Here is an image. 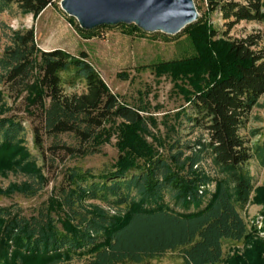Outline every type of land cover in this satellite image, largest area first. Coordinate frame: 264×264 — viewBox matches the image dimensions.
I'll return each instance as SVG.
<instances>
[{
	"label": "trees",
	"instance_id": "trees-1",
	"mask_svg": "<svg viewBox=\"0 0 264 264\" xmlns=\"http://www.w3.org/2000/svg\"><path fill=\"white\" fill-rule=\"evenodd\" d=\"M205 1L208 11L219 13L225 33L240 20L264 16L260 0ZM53 3L0 0V12L15 6L36 17ZM118 26L140 30L132 24ZM75 27L84 37L99 28ZM180 31L191 34L198 57L191 60L198 72L174 121L163 124L165 155L141 141L142 164L121 157L98 174L67 168L53 197L60 218L48 205L29 215L0 206V264H59L72 258L81 264L139 263L175 250L182 264H220L223 239L241 241L250 235L239 211L254 189L247 161L253 158L264 168V134L249 144L240 129L264 93V47L257 35L248 34L227 39L214 53L208 44L217 30L201 17ZM4 32L0 105L7 94L15 99L27 89L33 73L36 84L22 99L25 116H0V152L22 139L24 119L35 149L50 165L65 156L96 152L98 134L112 116L128 128L150 132L142 115L148 112L146 104L118 100L83 51H37L31 27H6ZM182 63L184 68L190 65ZM71 80H82L83 90L65 93L62 85ZM32 160L24 154L18 168ZM26 175L28 180L19 187L25 195H34L47 183L40 169ZM85 200H97L115 214L99 206L86 208Z\"/></svg>",
	"mask_w": 264,
	"mask_h": 264
},
{
	"label": "rangeland",
	"instance_id": "rangeland-1",
	"mask_svg": "<svg viewBox=\"0 0 264 264\" xmlns=\"http://www.w3.org/2000/svg\"><path fill=\"white\" fill-rule=\"evenodd\" d=\"M59 0L47 6L38 16L22 14L12 6L0 12V50L7 43L5 29L28 28L33 30L37 51L59 48L68 54L77 55L83 51L86 59L98 72L109 90L120 101L133 103L143 101L147 111L144 116L149 133L128 128L115 116L110 117L98 134L95 143L96 152L81 156H65L62 161L56 160L50 165V159L42 160L32 141L29 122L24 119L25 126L22 139L10 149L0 152V206H14L24 215L35 213L45 205L50 206L52 214L60 218L55 206L54 192L62 180L67 168L89 170L93 174L111 169L113 163L121 157L132 159L136 164L144 163L142 146L152 147L158 154L165 155L166 140L163 124L172 123L176 111L184 105L187 91L191 88L197 66L196 51L189 33L179 31L174 35H166L158 31L145 32L128 30L118 25L99 27L87 37L76 29V21L66 15L58 6ZM243 1V0H236ZM264 11V0H260ZM198 17L213 26L218 35L211 38L208 47L212 52L221 49L229 38H241L248 34L258 36V45L264 47V16L259 21L240 20L225 33V27L217 11L207 10L205 0H193ZM225 33V34H223ZM224 36H221V35ZM211 54L213 55V53ZM190 65L183 67L182 62ZM36 74V73H35ZM33 73L30 85L13 99L10 94L0 105V116L16 114L25 116L22 111V99L35 90L36 76ZM0 87L2 85L0 84ZM65 93L83 90L82 80L65 81L62 85ZM8 108H12L8 111ZM184 130L181 133H186ZM195 132L185 136L191 137ZM240 134L247 138L249 144L260 140L264 134V93L252 106L240 129ZM184 135V134H183ZM67 143L71 139L61 135ZM144 145L142 144V142ZM48 143L46 140L45 145ZM30 154L32 161L20 165L24 154ZM246 166L252 176L254 189L250 193L247 204L239 211L249 236L245 240L233 241L223 239L221 242L223 260L220 264H261L264 259V168L255 159L250 158ZM40 169L47 183L34 195H25L19 187L28 180L27 173ZM211 191L213 186H207ZM84 207L99 206L109 215L113 209L97 200H85ZM11 255V250H8ZM259 258V260H258ZM59 264H81V260L72 258ZM121 264H182L178 251H167L159 257L146 258L139 263L125 261Z\"/></svg>",
	"mask_w": 264,
	"mask_h": 264
},
{
	"label": "water",
	"instance_id": "water-1",
	"mask_svg": "<svg viewBox=\"0 0 264 264\" xmlns=\"http://www.w3.org/2000/svg\"><path fill=\"white\" fill-rule=\"evenodd\" d=\"M58 6L83 30L132 24L174 35L198 17L193 0H59Z\"/></svg>",
	"mask_w": 264,
	"mask_h": 264
}]
</instances>
